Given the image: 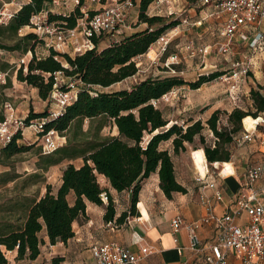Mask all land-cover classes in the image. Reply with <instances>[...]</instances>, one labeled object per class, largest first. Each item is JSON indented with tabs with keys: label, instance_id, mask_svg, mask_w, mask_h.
Masks as SVG:
<instances>
[{
	"label": "trees",
	"instance_id": "1",
	"mask_svg": "<svg viewBox=\"0 0 264 264\" xmlns=\"http://www.w3.org/2000/svg\"><path fill=\"white\" fill-rule=\"evenodd\" d=\"M153 2L139 1L138 21L147 24L139 32L103 49H98V41L94 40V48L73 57L49 49L46 57L38 58L34 49L43 41L34 33L20 36L19 31L31 25L32 17L45 12L43 10L51 4V0H28L5 25H0V50L20 52L22 55L31 53L26 67L21 65L15 70L16 80L36 89L42 101L49 97L54 83L53 74L56 72L76 78L85 85L108 88L133 77L138 71L134 59L146 54L166 30L177 24L171 22L161 25L162 17H148L147 10ZM83 3L84 0H78V5L67 16L47 12L48 22L54 23L61 31L74 29L77 21L83 18L80 11ZM94 13L89 12L88 17ZM7 68V63H0V70ZM223 74L214 72L202 75L192 83H186L178 77L147 78L130 89L98 91L95 95L80 90L76 99L59 116L46 121L43 132L53 130L64 134L74 123L105 118L116 128L117 135L85 146H61L48 155H42L37 161V169L41 171L65 160L81 158L82 164L79 167L68 164L62 170L61 184L55 193L46 185L42 197L31 201L24 197V204L17 205L19 209L22 208V217L15 223L9 222L0 230V264H7L2 250L16 251V259L35 260L42 244L38 234L43 227L51 245L56 242L65 243L73 236V222L85 216L86 202L102 205L100 195L103 193L107 197L103 218L104 221L112 222L115 210L108 192L100 186L98 176H103L113 190L130 192L131 216L136 215L142 183L152 174H157L159 189L166 198H171L173 193L185 194L186 189L176 179L170 152L160 149L164 142H170L172 154L178 155L186 151V145L194 146L197 140L201 148V168L206 165L205 161L208 164L229 161L230 154L225 150L226 146L243 132L242 125L248 119L254 120L264 109V84L250 90L254 112L233 109L227 116L228 127L218 128V110L210 115L205 125L200 120L178 125L170 123L162 111L152 104V101L161 99L175 88L187 85L196 90ZM5 84L8 85L7 82ZM3 103L0 101V123L4 121ZM46 117L47 112L34 113L30 109L24 121L27 126L31 120ZM205 127L212 134L208 144L202 134ZM19 139H22L20 132L2 148L0 160H8L30 149L18 145L16 142ZM15 178L7 176L4 182ZM70 194L73 195L72 202L69 201ZM126 216V213L121 214L116 223L121 224ZM58 261L54 259L52 264Z\"/></svg>",
	"mask_w": 264,
	"mask_h": 264
},
{
	"label": "built area",
	"instance_id": "2",
	"mask_svg": "<svg viewBox=\"0 0 264 264\" xmlns=\"http://www.w3.org/2000/svg\"><path fill=\"white\" fill-rule=\"evenodd\" d=\"M74 7L78 5V0H72ZM100 1V0H95ZM184 0H154L150 5L149 17H161L163 9L168 16L176 15L173 7L178 8ZM59 4V0H51V5ZM7 6V5H6ZM135 6V0H117L110 4L103 5L93 16H85L77 21V25L72 30L61 31L52 22H48L47 12L39 13L32 17L30 24L34 34L44 41L45 47L55 52H64L68 47V42L72 43L74 52L83 53L94 48V40H113L126 27L128 14ZM199 7L203 10L200 19L194 25L215 19L219 26V36L222 43L217 51L219 54L229 56L234 53L237 45H244L250 55L243 56L230 62L227 72L220 79L227 85L230 98L235 101L243 82L249 78V73L253 70L254 56L264 53V0H199ZM15 12H11L6 7L0 11V25H5ZM149 14V15H148ZM182 24H188L187 19L182 20ZM79 29V30H78ZM81 38L78 43L77 39ZM169 40L164 35L157 40L162 45V50L166 49ZM192 46L186 47L192 50ZM209 47L194 49L200 56L206 57L209 54ZM7 73L0 70V84H5ZM53 87L49 94L54 103L55 110L48 113V117L34 119L26 126L21 118L14 117V110L10 103L4 102L2 105L4 121L0 123V152L13 138V136L24 130V127L31 128L35 135L41 136L43 140L44 154L55 151L65 143V137L58 135L56 131L43 132L46 121L56 118L69 106L80 90H87L90 95H95L96 87L85 85L73 77H67L62 72L53 74ZM174 91L162 96V99L169 100ZM160 100V99H159ZM159 100L152 101L153 106H157ZM252 129L244 131L235 139L239 144L259 142L260 148H264V109L253 120ZM212 138V134H210ZM264 155V151L260 150ZM204 175L196 172L195 181L206 189L213 191L212 200L222 202L221 191L216 183L206 182L208 175V163ZM220 167V172L225 168V163H213L212 167ZM264 177V167L262 165L248 166L243 175L240 190L236 195L235 209L232 216H216L212 213V202L209 197L200 195L199 199L206 209V215L201 219L185 224L180 216H175L170 221L173 233H177L184 228L189 241L190 249L195 253L203 251L201 239L197 233L199 227L205 224H213L216 236L208 243V253L203 260L205 264H227V253L231 252L238 257L242 264H257L264 261V186L255 188V184ZM102 202L107 201L106 194L100 195ZM244 213L247 217L245 222L237 223L235 218ZM128 219V218H127ZM111 227H116V223L108 222ZM176 242V239L174 240ZM8 264V254L11 251L2 250ZM91 255L96 264H137L146 257L145 253H132L127 248L118 243H102L91 246ZM41 264V263H34Z\"/></svg>",
	"mask_w": 264,
	"mask_h": 264
},
{
	"label": "rangeland",
	"instance_id": "3",
	"mask_svg": "<svg viewBox=\"0 0 264 264\" xmlns=\"http://www.w3.org/2000/svg\"><path fill=\"white\" fill-rule=\"evenodd\" d=\"M101 1L102 0L96 2L100 4ZM114 1L112 0L111 2ZM9 2H13L14 4L9 5ZM21 2H23V0H0V11L6 7V9L13 13L17 10ZM69 2L72 3V8H74L72 0H59V4L52 6L65 7ZM102 6L103 5L101 4V7ZM136 6L137 1L135 0V6L128 14L126 26L135 28L139 25V29L143 30L147 27V24L139 23L138 8ZM173 8L176 15L168 16L165 9H163L161 13L163 19L161 25L171 22L177 23L162 34L169 40L166 49L163 51L162 45L158 44L156 41L150 46V51L134 59L138 71L133 77L108 88L96 87L95 91L114 92L122 89H130L138 82L147 78L178 77L183 79L186 83H192L202 75H209L214 72L225 73L227 72L231 61L238 60V58L243 56L248 57L250 55V52L247 51L246 47L240 45H237L234 48V53L232 55L224 56L218 53L217 49L222 43V39L219 36L220 26L218 22L213 18L205 22L203 21L200 25L193 24L200 19L203 10L202 7H199V0H184L178 8ZM150 9L151 8L149 7L147 12L150 11ZM183 19H187L188 24H182ZM27 27L32 29L31 25ZM155 27L156 25L153 26V28ZM28 28L20 30L19 35L22 36L27 33H34V31L28 32ZM262 29L264 30V27H262ZM110 43V39H104L97 47L100 48L104 45H109ZM42 45H45L44 41L43 44L37 45L34 49L38 58H43L42 51L48 49L47 47L41 48ZM189 45L193 47L192 50L209 47V54L204 58L197 52L192 53V50L189 51L186 49ZM63 51L64 52L58 53L71 54L69 55L71 57L77 54V52H74L73 46L72 48L67 47ZM4 55H6L5 58L0 55V57L2 56V59L5 60L3 62L0 58V63H7L6 61L10 63L7 64L9 66L7 75L8 77H13V80L14 75L16 77L15 70L21 65L26 67L31 58L30 52L25 55H22L20 52H11ZM258 71H261V69ZM253 72L254 69L249 73V77L252 76ZM13 85L14 84L11 81V87H13ZM256 86L254 89H256ZM251 87H253V85L248 84L247 79L242 83L237 98L233 101L228 94L227 85L220 79L205 83L196 90H192L189 86L185 85L173 89L172 91H174L175 94L174 96L172 95L169 100L161 98L157 102L156 108L162 111L163 115L170 121V123H177L178 125H185L189 121L197 120H200L205 125V122L210 115L218 110V128L228 127L227 116L233 109L238 108L245 112H254V104L250 98ZM26 89L29 90V88ZM10 93L11 97L8 103L11 104L14 110V117L25 120L28 113L23 116V114L17 112V108L19 107L20 101L24 98L23 96L31 97L30 93L25 90V88L22 89L15 86L10 89ZM1 95L2 92L0 90V100L2 97ZM45 101L47 102L46 108L50 110L44 112L50 113L52 110H55L54 103L51 101L50 97ZM30 109L32 108L30 107L29 110ZM253 123V120L248 119L244 126L242 125V131H244V128L247 130L252 129ZM23 129L24 130L19 131L20 134L23 135L25 130L29 131L30 138L23 139L22 136V139L17 140L16 143L20 146H27L30 149L27 152L15 155L8 160H0V230L5 228L9 222L15 223L17 222V219L22 217V208L19 209L18 206L24 204V197H26L28 201L37 198L41 192H44L46 182L53 185L54 192L63 168L68 164H72L75 167H79L82 164V159L77 158L70 161L65 160L60 166L52 168L48 170V172L38 169L36 170L37 161L42 155L48 154H44L45 150L43 148V140L41 136L35 135V131L31 128L24 127ZM202 134L207 144L211 142L210 131L206 127ZM58 135L65 137V143L62 146L68 145L76 147L85 146L92 142H102L109 137L116 136L117 131L116 128L112 126L111 122L105 118H95L74 123L68 132L64 134L58 133ZM186 147L187 149L185 152L173 155L170 142H164L160 145V149L168 150L170 152L178 181L184 179L186 176H195L197 171L194 166L201 168L199 156L201 148L198 141L196 140L194 146L186 145ZM225 150L230 154V159L224 163L231 162V166L235 168L237 167V170L257 164L264 167V155L260 152V150L264 151V148L260 149L258 141L243 144L233 141L226 146ZM207 165L208 175L215 177L220 174L219 165L217 168L212 167L210 164ZM201 169H203V167ZM51 170L53 171L51 172ZM7 176L16 178L13 181L4 182V180L7 179ZM69 201H71V197H69Z\"/></svg>",
	"mask_w": 264,
	"mask_h": 264
},
{
	"label": "crops",
	"instance_id": "4",
	"mask_svg": "<svg viewBox=\"0 0 264 264\" xmlns=\"http://www.w3.org/2000/svg\"><path fill=\"white\" fill-rule=\"evenodd\" d=\"M111 1L112 0H102L99 4L95 0H84L83 6L80 9L83 14V19L85 16H88L89 12L97 11L101 7V4L106 5ZM136 1V7L138 8L140 0ZM27 2L28 0H23L17 10ZM13 4V2H9V5ZM17 10H15V12ZM72 10V3L69 2L65 7H56L49 4L43 11L67 16ZM30 31L33 30L29 29L28 32ZM139 31H141L139 25L135 28L126 26L121 30L120 34L111 41V43L118 42ZM77 37L79 43L81 38L79 36ZM107 46L108 45H104L98 49H103ZM240 46L245 47L244 45ZM43 47H45V45L41 46V48ZM68 47L72 48L71 42H68ZM150 50L151 48H149L148 51ZM6 53L11 52L0 50V55L4 56V58L6 56L4 54ZM42 53L44 58L49 54V51L48 49H45ZM2 56L0 58L4 62L5 60L2 59ZM254 61V72L252 73V76L248 78V84H252L253 87L251 88L253 89L256 85L264 84V53L256 54L254 56ZM6 62L7 64H10L8 61ZM8 69L9 68L1 71L7 73ZM260 69L261 71H258ZM12 78L13 77H8L7 75L5 83L7 82L8 85H0V90L2 92L1 102L10 101V89L15 86L22 89L25 88V90L31 95V97L23 96L24 98L20 101L19 107L17 108L19 114L25 116L29 112L28 110L30 107L33 109L34 113H43L44 111L50 110L46 108L47 102L42 101L38 97L36 89L18 82L15 75L14 80ZM11 81L14 84L13 87H11ZM26 88H29V90ZM22 136L23 139L30 138V132L25 130ZM61 163L50 166L46 172L52 168L60 166ZM231 165V162L225 163L224 170L220 172L218 176L213 177L207 175L206 177V182L214 181L216 183V186L221 191L223 197L222 202L212 200L213 191L211 189H206L201 184L197 183L195 181V176H186L180 181L177 180L187 192L185 194L173 193L171 198L168 199L159 189L157 174H152L142 183L138 195L135 216L129 215L130 192H117L110 187L109 183L103 176H98V182L100 186L108 192L115 210V216L112 222L116 223V220L121 214H127L125 220L121 224L116 223V227L114 228L108 225L107 221H104L103 217L107 201L99 206L86 202L85 216L75 220L72 224V238L68 239L65 243L56 242L51 245L46 236L45 228L43 227L38 234V238L42 241V244L39 247V255L37 258L33 261L16 259V251H11L7 257L8 264H52L54 259H59L57 264H96L95 259L90 252L91 246L112 242L118 243L132 253H145L146 257L137 264H205L203 258L205 254L208 253L207 245L213 241L216 236L213 224H205L198 228L197 233L201 239L202 246H204L205 249L199 253H195L190 249L185 229L181 228L177 233H173L170 227V221L175 216H180L185 224H189L204 217L206 215V209L200 202V195H204L211 199L212 213L214 215L219 217L223 215H228L229 217L232 216L235 209L236 195L240 190L244 171L247 167L237 170V167L235 168ZM194 168L195 170L200 169L198 166H194ZM52 171L53 170H51V172ZM61 174L54 192L53 185L46 182V185L51 187L53 193L56 192L61 184ZM262 186H264V177L255 184V188ZM44 193L45 190L40 193L37 199L42 197ZM70 197L72 202L73 195L70 194ZM235 220L237 223L245 222L247 217L244 213H241V215L236 217ZM175 239L176 242L174 241ZM227 264H242V261L233 253L229 252L227 253ZM257 264H264V261Z\"/></svg>",
	"mask_w": 264,
	"mask_h": 264
},
{
	"label": "bare ground",
	"instance_id": "5",
	"mask_svg": "<svg viewBox=\"0 0 264 264\" xmlns=\"http://www.w3.org/2000/svg\"><path fill=\"white\" fill-rule=\"evenodd\" d=\"M199 174H201V175H204L205 174V171H206V165L203 167V169H197L196 170Z\"/></svg>",
	"mask_w": 264,
	"mask_h": 264
}]
</instances>
